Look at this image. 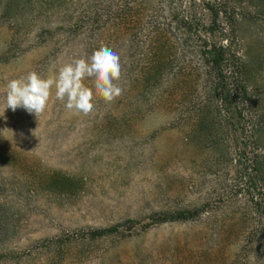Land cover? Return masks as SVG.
<instances>
[{
    "label": "rangeland",
    "instance_id": "1",
    "mask_svg": "<svg viewBox=\"0 0 264 264\" xmlns=\"http://www.w3.org/2000/svg\"><path fill=\"white\" fill-rule=\"evenodd\" d=\"M208 1L242 57L228 100L183 26L200 0H0V264H264V0ZM101 46L114 103L86 80L89 117L55 88L38 119L4 111L10 80Z\"/></svg>",
    "mask_w": 264,
    "mask_h": 264
},
{
    "label": "clouds",
    "instance_id": "2",
    "mask_svg": "<svg viewBox=\"0 0 264 264\" xmlns=\"http://www.w3.org/2000/svg\"><path fill=\"white\" fill-rule=\"evenodd\" d=\"M122 76L120 56L112 48L101 46L90 59L75 58L59 68L55 77L43 78L35 71L12 79L6 84V107L16 111L23 108L37 119L44 114L52 99L64 103L74 117H89L95 112L93 89L86 86L91 80L96 95L106 103H114L123 93L119 86Z\"/></svg>",
    "mask_w": 264,
    "mask_h": 264
},
{
    "label": "trees",
    "instance_id": "3",
    "mask_svg": "<svg viewBox=\"0 0 264 264\" xmlns=\"http://www.w3.org/2000/svg\"><path fill=\"white\" fill-rule=\"evenodd\" d=\"M41 7L56 9L61 0H35ZM203 2L211 14L209 24H204L200 21L191 23L185 21L183 26L190 33L195 34L201 40L200 53L205 60V63L214 71L218 82V88L221 90V99L228 100L231 97V90L228 88L226 79L227 73L238 81V76L242 71V60L240 53L236 51L238 45L235 29L226 34L221 25V11L208 0H200ZM227 18V17H226ZM226 32V33H224ZM237 77V78H236ZM222 82V85L220 84ZM238 85L241 83H237ZM221 85V86H220ZM235 86V85H233ZM240 89L246 92V87L243 85ZM219 91V90H218ZM220 92V91H219ZM100 233V232H99Z\"/></svg>",
    "mask_w": 264,
    "mask_h": 264
}]
</instances>
